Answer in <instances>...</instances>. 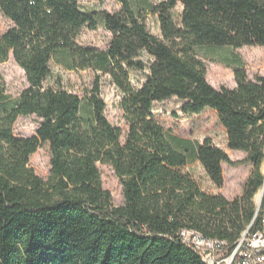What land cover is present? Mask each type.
Listing matches in <instances>:
<instances>
[{"label":"trees","instance_id":"obj_1","mask_svg":"<svg viewBox=\"0 0 264 264\" xmlns=\"http://www.w3.org/2000/svg\"><path fill=\"white\" fill-rule=\"evenodd\" d=\"M117 1L121 9L111 14L85 11L79 0H0L13 24L0 37V65L13 56L28 82L12 99L0 71V264H207L181 231L231 250L254 219L259 225L253 200L264 188V76L252 81L239 56L225 57L236 87L216 89L199 52L264 48V0ZM148 15L157 17L160 36ZM85 28L110 33L108 49L80 46ZM52 64L111 79L121 92L124 142L107 119L98 79L83 96L55 89L45 84ZM132 72L144 74L141 85L132 84ZM173 98L183 115L216 112L228 150L245 160L233 162L211 138L199 143L166 131L153 106ZM30 116L40 120L36 134L15 136L17 119ZM44 144L46 181L29 166ZM243 162L251 171L234 199L204 192L181 171L199 163L221 190L223 165ZM98 164L119 178L123 206L103 189Z\"/></svg>","mask_w":264,"mask_h":264},{"label":"rangeland","instance_id":"obj_2","mask_svg":"<svg viewBox=\"0 0 264 264\" xmlns=\"http://www.w3.org/2000/svg\"><path fill=\"white\" fill-rule=\"evenodd\" d=\"M150 1L156 4L164 0ZM79 3L85 11H107L114 14L121 9V4L117 0H79ZM181 12L182 6L178 5L174 10V16L178 23L180 22ZM146 24L153 35L160 36V28L156 16L148 15ZM12 26V22L0 10V37ZM111 39V34L104 29L92 31L85 28L81 31L77 42L80 46L104 51L108 49ZM199 53L207 69V80L216 89L222 87L233 89L236 87L233 70L222 63L225 57L239 56L244 61L249 79L252 81H255L259 76H264V48L262 47H243L237 50L227 48L201 50ZM51 69L52 77L45 83L47 86L66 90L79 96H83L90 91L94 82L98 79L101 85V97L107 105V119L113 126L122 130L121 141H125L128 126L120 108L121 92L108 76H98L90 70L68 72L54 64L51 65ZM0 71L5 83L6 94L10 98H18L28 88L25 73L14 61L13 56H10L7 62L0 65ZM144 79V74L131 73V81L134 86L141 85ZM180 108L181 103L174 98L155 103L153 106L154 119L166 131H170L180 138L199 143H202L206 138H211L215 145L228 152L230 159L235 163L245 160L243 153L228 150L226 131L221 125L216 112L206 111L199 116L183 115ZM39 126L40 120L36 116L19 117L13 125V133L17 137H31L36 134ZM29 166L43 180L46 181L49 178L51 171L49 144H44L31 156ZM98 169L103 189L111 193L113 205L116 207L123 206L122 185L114 170L110 166L102 164H98ZM181 171L191 176L204 192L211 195L222 193L228 199H234L242 194L251 166L245 162L233 166L224 164L225 183L221 190L214 187L199 163L188 165ZM261 171L264 174V163ZM261 191L260 189L257 192L253 200L260 218L264 214L263 202L258 210L259 200L263 199L264 195Z\"/></svg>","mask_w":264,"mask_h":264},{"label":"built area","instance_id":"obj_3","mask_svg":"<svg viewBox=\"0 0 264 264\" xmlns=\"http://www.w3.org/2000/svg\"><path fill=\"white\" fill-rule=\"evenodd\" d=\"M184 241L196 243L202 247V254L214 264H264V228L255 230V222L251 235L237 241V245L228 250L226 243L205 242L198 236L181 231Z\"/></svg>","mask_w":264,"mask_h":264},{"label":"bare ground","instance_id":"obj_4","mask_svg":"<svg viewBox=\"0 0 264 264\" xmlns=\"http://www.w3.org/2000/svg\"><path fill=\"white\" fill-rule=\"evenodd\" d=\"M261 192L264 193V191H261ZM263 197H264V195H263ZM262 202H263V199L259 200V205H258L259 207H258V210H259V208H260ZM257 216H258V211H257ZM253 222H255V226H256V223H257V222H256V219H254ZM253 222L250 224V226L248 227V229H247L245 232L242 233V235H241V237L239 238L238 241H241V239H242L243 237H248V236L251 235V228H252V226H253ZM262 228H264V214L261 216V218H260V222H259V225H258V227H257L255 230H262ZM184 232H185V233L193 234V235H195V236H198V238H200V240H203V241H205V242H215V241H213V240L206 239V238L202 237L200 234H198V233H196V232H191V231H184ZM187 242L190 243L192 246H194V248H195L196 250H198V251L201 253V255L203 256L204 261H205L207 264H214L213 261H212L211 259H207V258L205 257V255L202 254V247L197 246L196 243H194V242H190V241H187ZM216 242H217V241H216ZM235 245H237V242H236Z\"/></svg>","mask_w":264,"mask_h":264},{"label":"crops","instance_id":"obj_5","mask_svg":"<svg viewBox=\"0 0 264 264\" xmlns=\"http://www.w3.org/2000/svg\"><path fill=\"white\" fill-rule=\"evenodd\" d=\"M232 152H234V151H232ZM228 153V152H227ZM242 153V152H241ZM244 154V153H243ZM245 155V154H244ZM245 158H246V155H245ZM225 196V195H224Z\"/></svg>","mask_w":264,"mask_h":264},{"label":"water","instance_id":"obj_6","mask_svg":"<svg viewBox=\"0 0 264 264\" xmlns=\"http://www.w3.org/2000/svg\"><path fill=\"white\" fill-rule=\"evenodd\" d=\"M262 191H264V188L262 189Z\"/></svg>","mask_w":264,"mask_h":264}]
</instances>
